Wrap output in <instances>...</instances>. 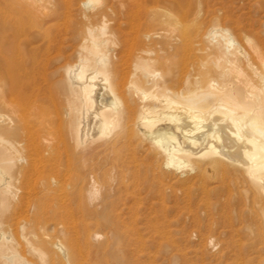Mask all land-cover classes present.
<instances>
[{
	"label": "bare ground",
	"instance_id": "obj_1",
	"mask_svg": "<svg viewBox=\"0 0 264 264\" xmlns=\"http://www.w3.org/2000/svg\"><path fill=\"white\" fill-rule=\"evenodd\" d=\"M202 2L0 0V264H108L130 177L194 180L214 217L235 211L246 228L264 229V38L204 28ZM255 3L264 11V0ZM115 10L129 21L119 41L107 20ZM71 12L79 45L56 86L44 57ZM200 36L207 43L194 47ZM17 173L26 185L36 176L35 200L19 194ZM21 206L38 262L18 250Z\"/></svg>",
	"mask_w": 264,
	"mask_h": 264
},
{
	"label": "rangeland",
	"instance_id": "obj_2",
	"mask_svg": "<svg viewBox=\"0 0 264 264\" xmlns=\"http://www.w3.org/2000/svg\"><path fill=\"white\" fill-rule=\"evenodd\" d=\"M202 1L203 6L207 9V12L202 15L205 22L204 28L212 25L225 26L234 33L236 40L242 38L245 32H253L256 33L254 35L264 38V11L256 5L255 2L258 0ZM109 4L111 3L109 2ZM149 7L153 8L154 6L150 5ZM70 16H68L69 19L67 20H64L67 18H63L65 17L64 15L59 19L56 32L49 43V46H51L49 56L44 57V67H46L44 72L47 71L46 74L48 76L45 77L49 79L48 82L57 83L56 86L58 82L61 83L63 81L62 66L67 64V62L75 61V49L79 45L78 40L75 38L79 29V26H77L78 18L74 12H71ZM124 18V15L121 16L115 10L107 19L112 22H109V25L117 31L116 39L118 41L124 39L125 30L129 26V21H125ZM188 26L192 28L193 22H189ZM206 43L204 36H200L193 43V46L198 47ZM56 50L59 52L58 54ZM53 54L55 55L52 56ZM209 61H212V58H209ZM161 65L156 66V69H159L157 71L159 74L156 77L157 79L162 74L163 65ZM45 69L47 70L45 71ZM173 71L175 72L176 69H173ZM56 91L60 94L58 97L63 98H60V100L56 98L59 103L56 102L57 109L59 105V111L61 112L63 104L66 102L64 98H66L67 90L61 84ZM56 91L53 93H57ZM18 175L17 179L21 176L16 180L19 183L18 187H20L19 194H25L24 196L27 200H30L32 194H37L38 190L37 184H34L36 176L33 177L34 175H31L30 177L34 180L31 179L30 184L26 185V181L22 180V175ZM169 177L173 178V175H169ZM166 178L165 176L161 186L157 184L150 186L144 180H133L130 177V184L120 202V204L122 202L125 204V208L122 205V212L118 211L121 217L117 216L115 218L118 232L112 235L108 264H264V229L252 231L246 228L245 225L248 220L235 211L228 214L225 218L226 220L222 217H214L213 213L211 214L212 210L210 209L211 211H209V208H205V202L195 198L199 183L192 180L182 185L174 183L171 178V180ZM213 182L214 180L208 181L209 187L214 185ZM31 184H34V186ZM28 185H31V189L34 187L36 189L31 190ZM27 187L28 190L26 189ZM35 196L37 197V195H33L30 201L35 200ZM208 198V202L210 201L213 212L216 214L219 204L217 194L210 191ZM23 207L21 206L16 211V217L20 221L17 220V229L20 231H17V237L21 242L20 244L24 246L20 245L18 250L20 252L23 251L24 253L22 252L21 254H24L28 260L32 259L30 261L34 263L37 258L30 251V246H32V243H37L38 238H34L33 234L36 230L32 228L31 224V227L29 226L30 229L28 228V223L25 224L27 226L26 230L23 231L21 229V220L27 219L31 215V212L26 211L27 208ZM25 220L23 224L24 222L26 223ZM19 224L21 227L18 226ZM38 232H40V234L37 233L39 236L43 234L40 230ZM100 233L103 235L105 231ZM51 235L54 239L58 238L63 243L66 241L63 235L55 236L53 233ZM28 238L30 241L34 238L31 242L28 240L30 244L26 241ZM209 238H213L214 243L216 242L214 246L208 244ZM22 241L25 243L22 244ZM49 260L47 259V261Z\"/></svg>",
	"mask_w": 264,
	"mask_h": 264
}]
</instances>
